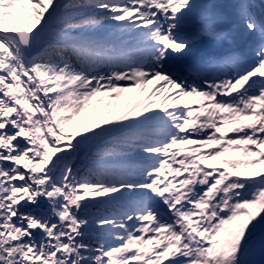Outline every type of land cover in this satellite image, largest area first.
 <instances>
[{
  "label": "snow or ice",
  "instance_id": "1",
  "mask_svg": "<svg viewBox=\"0 0 264 264\" xmlns=\"http://www.w3.org/2000/svg\"><path fill=\"white\" fill-rule=\"evenodd\" d=\"M0 264H264V0H0Z\"/></svg>",
  "mask_w": 264,
  "mask_h": 264
},
{
  "label": "trees",
  "instance_id": "2",
  "mask_svg": "<svg viewBox=\"0 0 264 264\" xmlns=\"http://www.w3.org/2000/svg\"><path fill=\"white\" fill-rule=\"evenodd\" d=\"M112 103H116L115 101H112Z\"/></svg>",
  "mask_w": 264,
  "mask_h": 264
}]
</instances>
